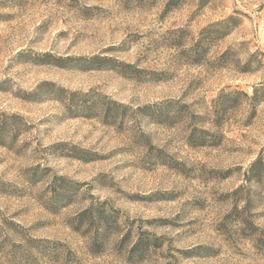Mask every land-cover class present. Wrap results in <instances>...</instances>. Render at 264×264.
I'll use <instances>...</instances> for the list:
<instances>
[{"label": "rangeland", "instance_id": "rangeland-1", "mask_svg": "<svg viewBox=\"0 0 264 264\" xmlns=\"http://www.w3.org/2000/svg\"><path fill=\"white\" fill-rule=\"evenodd\" d=\"M263 96L264 0H0V264H264Z\"/></svg>", "mask_w": 264, "mask_h": 264}, {"label": "trees", "instance_id": "trees-1", "mask_svg": "<svg viewBox=\"0 0 264 264\" xmlns=\"http://www.w3.org/2000/svg\"><path fill=\"white\" fill-rule=\"evenodd\" d=\"M208 3V0H199V5L200 6H204L205 4ZM258 93V89L255 88L254 93L252 96H250L249 98L252 101H255L257 98V94ZM244 95L247 96V94L244 93ZM261 100H264V96L261 98ZM249 172V173H248ZM250 174L255 177H259V176H264V161H263V157H258L249 167V169L247 170V179L248 181H250Z\"/></svg>", "mask_w": 264, "mask_h": 264}]
</instances>
